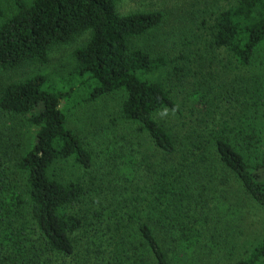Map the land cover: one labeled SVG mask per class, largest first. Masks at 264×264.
<instances>
[{
    "label": "trees",
    "instance_id": "1",
    "mask_svg": "<svg viewBox=\"0 0 264 264\" xmlns=\"http://www.w3.org/2000/svg\"><path fill=\"white\" fill-rule=\"evenodd\" d=\"M120 1L11 0L9 16L0 5V70L44 64L53 48L87 37L65 78L36 75L0 87V111L35 129L12 158L0 156V264H264V234L233 254L191 192L201 170L220 168L264 211V62L230 125L178 139L157 120L164 111L181 115L163 76L168 62L132 46L163 16L120 15ZM209 36L249 68L264 43V0L220 11ZM113 94L122 95V119L148 138L156 162L109 157L120 181L93 200L79 181L62 182L52 170L68 161L90 169L92 156L67 128L64 109ZM228 95L215 91L214 99Z\"/></svg>",
    "mask_w": 264,
    "mask_h": 264
},
{
    "label": "rangeland",
    "instance_id": "2",
    "mask_svg": "<svg viewBox=\"0 0 264 264\" xmlns=\"http://www.w3.org/2000/svg\"><path fill=\"white\" fill-rule=\"evenodd\" d=\"M236 4L237 0H121L117 4L120 15L159 12L163 16L159 27L133 41L132 46L168 62L163 76L181 115L164 111L157 120L178 139L230 125L247 102L244 91L251 86L250 79L263 68L264 43L253 64L245 69L237 67L228 54L210 42V26L216 14ZM0 5L6 16L13 12L11 0H0ZM86 39L80 37L53 48L44 64L29 62L14 70H0V87L36 75L50 81L65 78L74 65L73 52ZM215 91L229 95L214 99ZM122 100L121 94H113L76 109H64L66 126L90 153L92 165L85 170L73 161L62 162L53 167L52 174L62 182L79 181L90 190L88 196L93 200L99 190L107 193L120 181L118 174H110L109 157L126 156L120 160L129 159L136 165L141 164L143 156L144 163L156 162L148 138L138 139L136 130L122 119ZM34 131L26 119L0 111V156L8 161L19 150L18 144L32 139ZM136 169L141 173L145 165ZM201 171L199 182L191 187L194 202L214 219L210 231L230 242L227 245H231L233 254H241L263 236L264 211L246 197L232 175L220 168Z\"/></svg>",
    "mask_w": 264,
    "mask_h": 264
}]
</instances>
